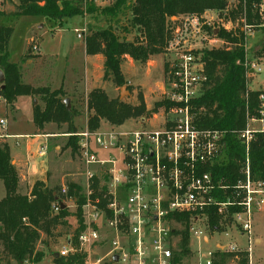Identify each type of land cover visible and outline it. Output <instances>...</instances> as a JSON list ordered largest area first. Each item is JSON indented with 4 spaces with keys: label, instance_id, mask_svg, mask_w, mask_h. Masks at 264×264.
<instances>
[{
    "label": "built area",
    "instance_id": "2783aa9c",
    "mask_svg": "<svg viewBox=\"0 0 264 264\" xmlns=\"http://www.w3.org/2000/svg\"><path fill=\"white\" fill-rule=\"evenodd\" d=\"M81 2L85 7L95 0ZM239 3L242 11L233 23L225 15ZM251 7L255 16L251 23L246 20L245 0H226L222 17L213 11L216 19L209 15L211 10L178 19L181 26L174 30L168 47L172 57L164 72L167 106L157 110L160 127L119 130L108 126L89 131L85 126L74 134L78 145L76 153L84 167V227L77 235L76 244L71 235L65 239L56 252L58 256L82 252L86 254L82 264L111 261L112 264H172L174 239L178 235L173 231H180L178 227L183 229V223L175 216H188L189 240L194 238L199 244L205 237L201 222H207L210 212L215 211L221 216L220 226L234 225L240 235L246 236L248 244L247 247L217 244L216 248L244 250L250 258L253 216L264 211V178H252L249 149L255 135L264 132V93L258 97L256 115L247 114L245 127L235 131L244 148L240 162L243 177L232 186L215 180L210 169L224 159L226 132L198 127L193 110L202 91L204 70L196 53L218 42L222 45V40L215 36L219 28L229 31L238 27L243 34L247 87L250 78L261 72L259 64L248 56L247 43L264 29V0H251ZM203 26L209 28V33ZM75 32L81 39L85 28ZM196 41L200 44L206 41L209 46H197ZM153 115L156 117L155 113ZM3 123L0 120V124ZM100 149L104 154L97 152ZM43 154L45 147L40 150V155ZM93 179L98 181L97 192L100 193L94 198ZM59 193L65 196L67 186L61 187ZM66 199L74 203L73 198ZM230 209L235 210L230 213ZM58 210L59 202H55L52 212L55 214ZM106 245L104 255L94 252ZM114 255L118 258L116 262L112 260ZM212 255L213 252L202 255L198 264H212Z\"/></svg>",
    "mask_w": 264,
    "mask_h": 264
},
{
    "label": "trees",
    "instance_id": "16d2710c",
    "mask_svg": "<svg viewBox=\"0 0 264 264\" xmlns=\"http://www.w3.org/2000/svg\"><path fill=\"white\" fill-rule=\"evenodd\" d=\"M225 7L226 0H115L105 7H98L93 2L83 7L81 0H19L15 11L6 13L0 10V16L30 15L58 21L83 13L90 15L92 24H88L86 28L85 51L89 55L102 56V80L109 79L119 87L125 84L120 64L126 56L133 61L145 63L150 56L166 53L175 28L181 26L178 21L181 16L202 15L211 10L222 17ZM251 8V0H245L248 23L255 19ZM241 11L242 5L239 3L237 8L227 11L225 16L235 23ZM126 12H129L130 18L120 25L123 33L121 35L114 31L111 23H119ZM172 17L176 20H171ZM101 20L106 26L95 24ZM203 30L209 33L207 26H203ZM131 31L136 35L132 40H127L125 35ZM12 33V27L0 24V70L4 75L0 85V98L10 104L19 96L39 97L43 106H33V124L38 129L46 123L65 124L66 133L69 134L66 147L76 153L78 145L74 134L77 130L73 124L75 110L71 107L66 109L61 88L34 87L22 82L19 66L9 60L8 43ZM215 36L222 40V45L202 48L196 53L204 70L202 91L194 102L193 111L198 127L226 132L224 159L214 163L210 169L215 180L232 186L243 177L240 173V162L244 157V148L235 131L245 127L247 114L256 115L258 97L264 91L250 90L246 85V53L243 34L238 27L229 31L219 28ZM249 54L251 57L259 54L264 56V41L260 50L252 49ZM167 66L168 63H165L164 72ZM128 89L131 91L130 87ZM137 99L136 104H131L120 100L118 96L110 98L101 88H93L86 96L87 129L97 130L102 121L110 126H120L129 119H146L160 107L167 106V102L161 99L151 109H147L140 93ZM249 157L252 178H264V132L257 133L251 141ZM0 180L5 193L0 199V264H10L11 261L15 264L39 262L44 254L37 251L35 246L41 234L47 238L53 237L57 227H68L69 216L76 218L77 226L72 231V242L76 244L77 235L84 227L82 214L85 202L78 184L68 182L67 194L63 196L43 181L37 180L28 194H21L18 192L19 177L12 163L9 147L5 143H0ZM92 188V197L99 196L96 179H93ZM69 197L74 199V213L64 203ZM55 202H59V210L54 214L52 205ZM234 210L230 209V213ZM175 219L183 223V229L173 231L180 235V240L179 249L173 251L171 263L181 264V255L189 252L188 216L176 215ZM220 222L221 216L211 211L207 218L209 229L221 232ZM54 253L51 254V264H82L86 259V254L82 252H73L66 256H55ZM230 261L232 264H249L248 252L221 251L217 248L212 255V264H229ZM105 264H112V261Z\"/></svg>",
    "mask_w": 264,
    "mask_h": 264
},
{
    "label": "rangeland",
    "instance_id": "374dc122",
    "mask_svg": "<svg viewBox=\"0 0 264 264\" xmlns=\"http://www.w3.org/2000/svg\"><path fill=\"white\" fill-rule=\"evenodd\" d=\"M115 0H95V5L98 7H105L111 5ZM18 0H0V10L6 13H12L16 10ZM215 17V12L209 13ZM130 18L129 12H126L124 18H121L119 23L112 22L111 25L116 33H121L120 25L125 24L126 20ZM91 16L83 13L72 17L64 18L62 20H48L39 16H0V24L10 26L13 33L8 43L9 60L19 66L21 73V80L23 83L31 84L34 87L48 86L51 89L61 88L64 92V99L68 98L70 107L75 110V118L73 124L77 131L85 127V116L88 115L86 107V96L88 92L82 87L85 78L83 71V55L85 51V33L88 24H92ZM216 19V17H215ZM174 20V17H172ZM99 26H106V23L101 20L95 23ZM85 28L84 36L79 39L75 30ZM136 35L134 31L126 33L125 38L132 40ZM264 41V31L261 29L256 32L253 38L247 43L248 51L252 49L260 50ZM197 46L203 45L208 47L206 41L200 44L198 41L195 43ZM220 46V43H215ZM168 52V51H167ZM160 53L150 56L145 63L133 61L131 58H124L120 64L123 77L125 80V90L121 100L136 104L138 102L137 95L141 94L144 105L147 109H151L153 104L161 99H164V87L162 82H165L164 65L172 57L168 53ZM93 55V54H91ZM248 56L250 54L248 53ZM261 67V72L256 73L250 78L248 88L250 90L264 91V56L261 54L252 56ZM92 85L99 86L104 90L110 98L119 97L120 87H117L111 80H102V67L98 65L97 69L92 68ZM89 84V83H88ZM143 85V88H142ZM91 83L86 90L91 88ZM131 88L129 91L128 88ZM129 94H127V92ZM35 99V103H33ZM15 102V103H13ZM10 104H6L4 100H0V118L7 120L6 132L9 129L15 134L34 135V127L32 121V108L34 105L43 106V102L39 97L27 96L17 97ZM144 119V123L140 119L126 120L119 130H138V129H152L160 127V116L158 111ZM13 118L15 120H13ZM87 119V118H86ZM105 127L110 126L108 123L102 121ZM66 125H56L49 123L46 129L51 136V145L60 143L62 148L61 158L53 162L51 167L47 168L45 176V183L49 188L60 191L61 179H65L64 183L75 182L84 190V167L78 159L76 153H72L70 148L65 146L69 134L66 132ZM61 129V130H60ZM8 130V131H7ZM116 130V129H114ZM32 136L19 138L21 143L20 148H13V154L18 150L22 156L30 157L29 162H36L43 158H39L38 151L43 147L47 148L43 138H36ZM46 136V135H44ZM21 150V151H20ZM10 151V150H9ZM98 153L104 154L103 150H97ZM17 171V170H16ZM19 177V192L21 194H28L32 185L27 178H23L20 172H17ZM31 181V180H30ZM37 181V180H35ZM4 194L2 181L0 180V196ZM69 205L68 210L71 213L75 212L73 202L67 201ZM77 226L75 216H69L68 227H57L54 231L53 237L47 238L41 234L40 240L36 243L35 249L43 252L42 259L37 263L27 261V264H51L52 253L57 252L65 243L68 236H72L73 229ZM201 228L206 236H208V243L203 241L197 244L194 238H190L188 249L189 252L181 255V264H198L202 255L208 252H215L216 245L235 244L238 247H247V238L240 235V232L234 225L228 228L227 235L220 231H211L207 222H201ZM224 228V226H223ZM178 230H182L178 227ZM252 238L253 243L249 246L250 258L249 264H264V211L257 212L253 216L252 223ZM180 235L178 234L174 241L173 251L179 249L178 243ZM257 239V241H255ZM107 245L103 248L96 249L94 252L99 255H104L107 251ZM10 264H15L13 261ZM122 264V263H117ZM229 264H232L230 261Z\"/></svg>",
    "mask_w": 264,
    "mask_h": 264
},
{
    "label": "crops",
    "instance_id": "0c3cea01",
    "mask_svg": "<svg viewBox=\"0 0 264 264\" xmlns=\"http://www.w3.org/2000/svg\"><path fill=\"white\" fill-rule=\"evenodd\" d=\"M82 55H83V69H84L83 71L85 72V78H84V81L82 83V87L85 89L86 92H89L93 88H100L97 85H92V81H91L92 80V73H93V69L92 68L95 67V69H97L98 65H101V67H102L103 58H102V56L100 54L89 55L87 53H82ZM125 58H129V57L126 56ZM121 72H122V70H121ZM86 83H87V87L91 83V86H90L91 88H88L86 90V88H85L86 87ZM162 87H164V81L162 82ZM142 88H143V85H142ZM19 97H23L25 99L27 96H19ZM0 100H3V99L0 98ZM34 101H35V99H34ZM34 101H33V103L36 102V101L35 102ZM13 103H15V102H13ZM86 118L87 117L85 116V126H86ZM0 120H3V122H4L3 124H0V143H5V144L8 145L9 150H10V156H11V159H12V163L14 164L17 172L19 171L23 178H27L29 183L31 182V185L35 182V180H40V181H43L45 183V179H43L41 176H43V175L45 176L47 168L51 167L53 165L54 161H57V159L61 158V154H62L61 151H62V148H63L60 143L55 144V142H54L55 140L52 141L54 144L51 145L52 144L51 143L52 139H48L49 138L48 136H51L53 134H50L47 131L49 129H46V126L49 125V123L44 124L41 129H38L37 127H34V130H33L34 131V135L32 136V135H27V134H24V135L15 134V133H13L10 130V128H8L9 132L7 133L6 129H5L6 124H7V120L2 119V118H0ZM13 120H15V119L13 118ZM121 126L122 125L116 126V127L120 128ZM100 127H105V126H104L103 123H101ZM44 135H46V136H44ZM24 136L25 137L32 136V137L43 138L44 139V143H46L45 145H47V148L45 147V154L40 155V150L41 149L38 151L39 158H43V159H41L39 161H36V162L30 163L29 162L30 157L22 156L18 152V150L13 154V152H12L13 148L17 149V148H20V146H21V143L18 141V139L22 138ZM65 146H66V143H65ZM60 182H61V186L62 187L67 185V183H64L65 179H61ZM19 187H20V185H18V192H19ZM4 194L0 196V199L4 197ZM66 200L73 202V200H71V199H66ZM65 205H66L67 208L69 207V205H67L66 203H65ZM230 227L224 226V228H222L221 232H228V228H230ZM208 241H209V238H208V236L205 235V237L203 239V242L204 243H208ZM255 241H257V239H255Z\"/></svg>",
    "mask_w": 264,
    "mask_h": 264
},
{
    "label": "water",
    "instance_id": "95a60500",
    "mask_svg": "<svg viewBox=\"0 0 264 264\" xmlns=\"http://www.w3.org/2000/svg\"><path fill=\"white\" fill-rule=\"evenodd\" d=\"M3 80H4V75H3V73H2V71L0 70V85L3 83ZM125 90V87L124 86H121L120 87V92H119V99L121 100V98H122V95H123V91ZM127 92V94H129V92L128 91H126ZM35 102V101H34ZM63 103H64V105H65V107H66V109H70V103H69V99L68 98H65L64 100H63ZM140 122H143V119H141L140 120ZM63 206V205H62ZM55 254V256H58V253H54ZM112 260L114 261V262H116L117 260H118V258H117V255H114L113 257H112Z\"/></svg>",
    "mask_w": 264,
    "mask_h": 264
}]
</instances>
